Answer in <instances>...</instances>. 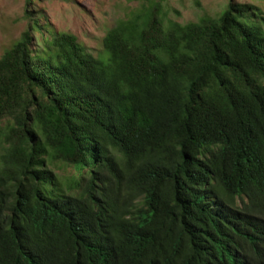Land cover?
<instances>
[{
	"label": "trees",
	"instance_id": "obj_1",
	"mask_svg": "<svg viewBox=\"0 0 264 264\" xmlns=\"http://www.w3.org/2000/svg\"><path fill=\"white\" fill-rule=\"evenodd\" d=\"M125 1L105 62L26 0L0 56V264H264L261 10Z\"/></svg>",
	"mask_w": 264,
	"mask_h": 264
},
{
	"label": "rangeland",
	"instance_id": "obj_2",
	"mask_svg": "<svg viewBox=\"0 0 264 264\" xmlns=\"http://www.w3.org/2000/svg\"><path fill=\"white\" fill-rule=\"evenodd\" d=\"M229 2L257 6L264 16V0H164L165 23L170 20L184 25L206 16L218 18ZM138 8V2L125 0H30L28 6L38 14L41 24L74 35L89 53L105 62L108 58L102 43L105 33ZM25 9L26 0H0V56L26 30ZM35 36L40 40L38 34ZM57 166L53 170L62 185L77 177L73 168Z\"/></svg>",
	"mask_w": 264,
	"mask_h": 264
}]
</instances>
